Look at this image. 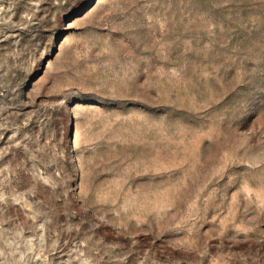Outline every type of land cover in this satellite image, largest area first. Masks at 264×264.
<instances>
[{
  "label": "rangeland",
  "instance_id": "374dc122",
  "mask_svg": "<svg viewBox=\"0 0 264 264\" xmlns=\"http://www.w3.org/2000/svg\"><path fill=\"white\" fill-rule=\"evenodd\" d=\"M0 264H264V0H0Z\"/></svg>",
  "mask_w": 264,
  "mask_h": 264
}]
</instances>
